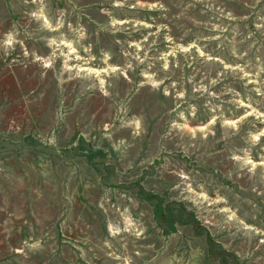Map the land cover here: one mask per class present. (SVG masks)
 I'll list each match as a JSON object with an SVG mask.
<instances>
[{"label": "rangeland", "instance_id": "obj_1", "mask_svg": "<svg viewBox=\"0 0 264 264\" xmlns=\"http://www.w3.org/2000/svg\"><path fill=\"white\" fill-rule=\"evenodd\" d=\"M0 264H264V0H0Z\"/></svg>", "mask_w": 264, "mask_h": 264}]
</instances>
